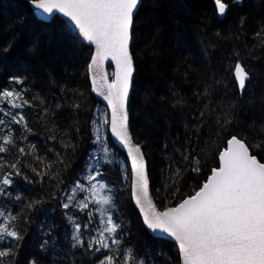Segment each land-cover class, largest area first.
Listing matches in <instances>:
<instances>
[{"label":"trees","instance_id":"trees-1","mask_svg":"<svg viewBox=\"0 0 264 264\" xmlns=\"http://www.w3.org/2000/svg\"><path fill=\"white\" fill-rule=\"evenodd\" d=\"M225 2L221 17L214 0H143L134 17L130 130L162 209L203 186L232 136L264 161V0ZM92 53L60 15L43 22L29 0H0V94L19 93L14 103L21 105L0 95V145L7 135L13 141L0 152V181L7 174L12 180L0 182V211L16 217L9 227L21 237L0 241L8 252L0 264H99L105 255L121 264L129 248L134 264H181L177 245L153 237L133 203L129 160L103 123L107 106L92 93ZM238 62L249 74L243 93ZM19 115L24 121L12 122ZM94 169L102 172L95 184L112 185L106 193L115 206L102 209L120 225L121 243L109 239L111 252L89 247L103 227L86 179ZM77 181L86 191L76 201L89 202L83 211L76 201L62 206ZM77 224L82 245L74 239Z\"/></svg>","mask_w":264,"mask_h":264},{"label":"snow or ice","instance_id":"snow-or-ice-1","mask_svg":"<svg viewBox=\"0 0 264 264\" xmlns=\"http://www.w3.org/2000/svg\"><path fill=\"white\" fill-rule=\"evenodd\" d=\"M35 9V15L42 21H49L54 12L62 13L79 30V34L95 45V54L89 65L93 73V90L108 102L111 107L110 124L113 136L127 146L132 158L134 183L133 197L135 203L144 212V223L152 231L159 230L178 242L182 264H264V163L250 154L249 146L244 140L232 136L227 140V147L219 154L220 166L211 171V175L194 195L184 199L177 206L157 212L149 196V181L146 174L144 155L139 146H134L129 132L127 102L133 79L134 64L130 52L133 18L142 0H29ZM219 16H224L229 8L225 0H214ZM115 62V80L107 81V75H101L102 84L97 85V69L108 59ZM234 77L238 88L243 93L249 74L239 62L234 68ZM18 83L22 82L14 78ZM4 97L13 99V107H21L14 101L19 93L5 91ZM27 103V101H24ZM7 115V114H6ZM24 117L13 116L12 122L22 123ZM4 121L0 120V124ZM97 140L101 141L100 128H97ZM4 145L12 143L11 135L3 137ZM0 145V152L6 147ZM259 147V146H258ZM104 152L108 149L105 147ZM23 152V149H21ZM15 168V165H12ZM89 174V187L92 190V203L102 213L100 223L103 225L99 239L92 244L98 245L97 252L106 249L111 252V245H119L116 238L120 225L111 214H105L102 205L114 207L111 196H99V189L106 185L92 183L102 175L100 169ZM199 171V169H194ZM19 174V173H17ZM3 185L12 183L11 174L4 175ZM78 191H86L79 181L69 189L63 203L64 208L73 206ZM110 191V190H109ZM147 204L148 211L144 210ZM74 206L81 211L89 206L88 198L76 201ZM91 216V213H89ZM0 241L7 238L21 239L19 233L9 225L16 217L11 213L0 211ZM80 225H75L74 239H79ZM87 227V225H85ZM107 234V235H105ZM111 240V245L109 244ZM118 251V249H117ZM8 252L0 251V256ZM136 257L132 249H126L121 264H134ZM99 264H117L114 255H105ZM138 264H145L139 260Z\"/></svg>","mask_w":264,"mask_h":264},{"label":"water","instance_id":"water-1","mask_svg":"<svg viewBox=\"0 0 264 264\" xmlns=\"http://www.w3.org/2000/svg\"><path fill=\"white\" fill-rule=\"evenodd\" d=\"M143 1V0H142ZM31 7H32V9H33V12L35 13V9L33 8V6L31 5ZM141 7V5L139 6V8ZM139 8H138V10H139ZM138 12V11H137ZM136 12V13H137ZM54 15H60L61 17H63V19L77 32V34L79 35V37L82 39V41L84 42V43H86L87 45H90V46H92L93 47V54H92V57H93V55L95 54V45L94 44H91L90 42H88L86 39H84L80 34H79V30L75 27V25L67 18V17H65L62 13H59V12H54V14H53V16ZM136 15V14H135ZM135 15H134V17H135ZM53 16L50 18V20L49 21H51V19L53 18ZM221 17H223V16H221ZM39 19V18H38ZM133 21H134V18H133ZM132 41V40H131ZM130 46H131V43H130ZM130 52H131V49H130ZM92 59V58H91ZM90 63H91V61H90ZM133 64H134V60H133ZM90 65V64H89ZM111 65L114 67V68H112L111 67ZM109 66H110V68H109ZM97 72L99 73L98 75H96V81H97V85L99 86L100 84H102V81H101V79H100V76L101 75H104V74H106L107 75V81H108V83H111V82H113L114 80H115V72H116V65H115V62L114 61H112L110 58L108 59V60H106V61H104L103 63H102V65L97 69ZM114 73V74H113ZM89 77H90V81H91V85H92V90H93V83H92V80H93V73L92 72H90V70H89ZM134 78H135V64H134V72H133V79H132V83H131V86H130V89H129V97H128V102H127V112H128V125H129V119H130V114H129V110H128V106H129V101H130V93H131V90H132V88H133V81H134ZM93 93L95 94V96L97 97V98H99V99H101V100H103L104 102H105V105L107 106V109H108V115H109V121H110V118H111V107L109 106V104H108V102L103 98V96L102 95H100L99 94V92L98 91H94L93 90ZM129 132H130V134H131V137H132V143H133V145L134 146H139L140 148H141V151H142V153H143V155H144V152H143V148H142V146L141 145H139V144H137L136 143V141H135V139H134V137H133V135H132V133H131V131H130V128H129ZM109 135H110V137H111V139L114 141V143L125 153V155H126V157L128 158V160H129V162H131V164H132V158H131V156L129 155V152H128V148H127V146H125V145H123L121 142H119L114 136H113V134L111 133V131H110V124H109ZM237 137V136H236ZM239 138V137H238ZM241 139V138H240ZM245 142V141H244ZM246 143V142H245ZM250 154H252V155H254L252 152H251V150H250ZM256 156V155H255ZM257 157V156H256ZM257 159L259 160V158L257 157ZM260 161V160H259ZM261 162V161H260ZM261 163H264V162H261ZM145 168H146V174H147V178H148V181H149V196H150V198H151V200H152V202H153V204L155 205V208H156V211L157 212H163V211H165V210H167L168 208H172V207H167V208H165L164 210H161L158 206H157V204H156V202H155V200H154V198H153V195H152V192H151V181H150V177H149V172H148V166H147V164L145 163ZM132 195H133V183H134V179H135V177H134V172H133V164H132ZM211 175V174H210ZM188 198V197H187ZM133 201H134V205H135V207H136V209L138 210V212H139V214H140V217H141V219H142V221H143V223H144V212L141 210V207L139 206V205H137L136 203H135V199H134V197H133ZM175 207V206H174ZM144 210L145 211H148V208H147V204L145 203V205H144ZM144 225L147 227V225L144 223ZM147 229H148V231L150 232V233H152V235H154V236H156V237H161V238H165V239H167V240H169V241H171V242H174L176 245H177V247H178V249H179V246H178V242L174 239V238H172V237H170L168 234H166V233H163V232H161V231H159V230H156L155 232L154 231H152L151 229H149L148 227H147ZM179 252H180V250H179ZM180 256H181V252H180ZM181 264H182V256H181Z\"/></svg>","mask_w":264,"mask_h":264},{"label":"rangeland","instance_id":"rangeland-1","mask_svg":"<svg viewBox=\"0 0 264 264\" xmlns=\"http://www.w3.org/2000/svg\"><path fill=\"white\" fill-rule=\"evenodd\" d=\"M34 14H35V13H34ZM35 16H36V15H35ZM36 18L38 19L37 16H36ZM38 20H40V19H38ZM41 21H42V20H41ZM43 22H45V21H43ZM47 22H49V21H47ZM133 23H134V21H133ZM133 26H134V24H133ZM132 42H133V29H132V41H131V45H132ZM130 49H131V46H130ZM92 54H93V53H92ZM91 58H92V56H91ZM90 61H91V60H90ZM89 64H90V62H89ZM109 67H110V66H109ZM111 67L114 68L112 65H111ZM110 69H111V68H110ZM88 73H89V70H88ZM113 74H114V73H113ZM89 79H90V77H89ZM90 83H91V81H90ZM133 83H134V82H133ZM92 93H93V90H92ZM93 94H94V93H93ZM94 95H95V94H94ZM131 95H132V90H131V93H130V99H131ZM128 109H129V106H128ZM22 130L24 131L25 128H22ZM130 131H131V130H130ZM101 141H102V140H101ZM249 149H250V148H249ZM224 150H225V149H224ZM224 150H223V151H224ZM251 152H252V151H251ZM253 154H255V153H253ZM256 155H257V154H256ZM258 158H259V157H258ZM259 160H260L261 162H264V161H262V159H260V158H259ZM94 174H95V173H94ZM122 176H123V177H121V178L123 179L124 176H125V174L123 173ZM130 178H131V175H130ZM127 179H128V178H127ZM127 179H125V180H127ZM206 181H207V180H206ZM206 181H205V182H206ZM92 183H96V181H93ZM109 188H112V185L109 184V183H107V189H109ZM107 189L104 188V190H105V193H104V194H105V195H104L103 197L108 196L107 193H106ZM90 190H91V189H90ZM189 197H190V196H189ZM153 198H154V197H153ZM186 198H187V197H186ZM186 198H185V199H186ZM154 200H155V199H154ZM156 204H157V203H156ZM157 206H158V205H157ZM105 207H106V210H107V213H108V212L110 211V210H109V207H110V206H109V205H105ZM158 207H159V206H158ZM159 208H160V207H159ZM160 209H161V210H164L165 208H164V209L160 208ZM144 226H145V225H144ZM145 227H146V226H145ZM146 229H147V227H146ZM147 230H148V229H147ZM148 232H149V231H148ZM149 233H150V232H149ZM150 234L152 235V233H150ZM152 236L156 238V236H154V235H152ZM164 239H165V238H164ZM166 240H167V239H166Z\"/></svg>","mask_w":264,"mask_h":264},{"label":"bare ground","instance_id":"bare-ground-1","mask_svg":"<svg viewBox=\"0 0 264 264\" xmlns=\"http://www.w3.org/2000/svg\"><path fill=\"white\" fill-rule=\"evenodd\" d=\"M73 29V28H72ZM74 30V29H73ZM75 31V30H74ZM76 32V31H75ZM77 33V32H76ZM103 103H105L103 100H101ZM129 128H130V119H129ZM138 144V143H137ZM116 145V144H115ZM140 145V144H139ZM117 146V145H116ZM118 147V146H117ZM119 148V147H118ZM120 149V148H119ZM144 152V151H143ZM144 161H145V163L147 164V166H148V163H147V160H146V157H145V154H144ZM130 163V168L132 169V164H131V162H129ZM148 172H149V170H148ZM131 177H132V170H131ZM152 192V191H151ZM153 195V194H152ZM131 196H132V199H133V195H132V181H131ZM133 203H134V201H133Z\"/></svg>","mask_w":264,"mask_h":264}]
</instances>
